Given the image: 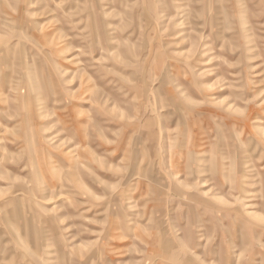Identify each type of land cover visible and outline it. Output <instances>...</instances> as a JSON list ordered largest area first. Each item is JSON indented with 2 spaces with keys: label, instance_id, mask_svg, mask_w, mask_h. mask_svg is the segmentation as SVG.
Returning <instances> with one entry per match:
<instances>
[{
  "label": "rangeland",
  "instance_id": "1",
  "mask_svg": "<svg viewBox=\"0 0 264 264\" xmlns=\"http://www.w3.org/2000/svg\"><path fill=\"white\" fill-rule=\"evenodd\" d=\"M0 264H264V0H0Z\"/></svg>",
  "mask_w": 264,
  "mask_h": 264
},
{
  "label": "bare ground",
  "instance_id": "2",
  "mask_svg": "<svg viewBox=\"0 0 264 264\" xmlns=\"http://www.w3.org/2000/svg\"><path fill=\"white\" fill-rule=\"evenodd\" d=\"M245 208H249V206H244V209H245Z\"/></svg>",
  "mask_w": 264,
  "mask_h": 264
}]
</instances>
